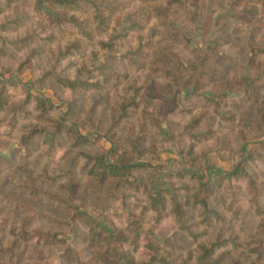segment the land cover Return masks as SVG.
Wrapping results in <instances>:
<instances>
[{
	"label": "rangeland",
	"instance_id": "obj_1",
	"mask_svg": "<svg viewBox=\"0 0 264 264\" xmlns=\"http://www.w3.org/2000/svg\"><path fill=\"white\" fill-rule=\"evenodd\" d=\"M169 1L95 0L109 18V27L103 33H94L93 39L87 41L74 32L58 35L48 12L35 11L34 0H0V79L17 85L20 90L31 86V94L56 106L76 101L81 111L73 120L77 131L89 134L97 147L110 151L108 157L113 164L135 156L133 137L140 132V127L146 126L140 143L148 147L149 153L141 162L154 168L134 174L147 187L148 193L153 187L168 189L177 198L183 196V202L191 203L189 185L174 176L178 161L207 182L209 188L221 184L228 190L227 181L220 180L223 174L231 172L243 158L250 157L254 164L248 163L249 173L264 198V51L251 57V48H264V0H180L182 4L174 6ZM47 6L50 13L62 14V10L52 8L49 3ZM156 9L164 16L163 24L156 16ZM252 10L256 13L252 14ZM69 15L85 21L90 30L94 29L93 12L88 6H84L81 13ZM231 16H239V21ZM30 33L49 39L50 43L36 39L20 49L17 41ZM68 48H71V56L57 61L58 52ZM34 50L36 52L31 55ZM220 56L232 63H222L217 72L209 65L202 74L191 71L193 66H200L202 58L215 63ZM159 59L172 72V79L151 74L154 66L163 67L158 64ZM48 73H62L70 80L98 82L102 91L56 89L51 77H45ZM179 80L184 85L177 86ZM7 94L8 105H17L22 98L20 92L14 94L12 89ZM99 95L106 98H100L103 101L92 112V101ZM131 102L139 103V108L127 105L132 112L127 124L116 122L119 106ZM146 116H151L159 127H148ZM56 120L57 114H49L42 126L52 127ZM97 127L99 131L95 135ZM20 135L19 128L11 130L0 125V157L13 158L20 164L37 162L36 167L32 166L35 174L45 172L51 182H44V185L64 198L70 194L75 175L80 176L83 183L79 189L72 187L76 193L67 199L72 209L63 205L57 207L36 200L11 181L1 183L5 175L12 179L18 177L31 185L43 183L37 176L2 167L0 187L6 192L62 218H68L79 208L80 212L92 215L112 231L123 245L132 239L129 230L142 231L140 245L150 242L158 255L163 256L173 252L176 246L184 245L177 264H199L197 243H192L191 238L178 229L172 215L166 213L157 220V213L145 202L136 204L127 200L124 205L121 190L113 187V181L109 182L112 185L107 186L104 195L93 194L96 185L94 187L91 177L81 175L79 168L73 176L68 175L66 167L71 155L57 151L47 156L43 154L44 149L28 151L19 143ZM96 136H100L97 142ZM85 151L98 155L101 150ZM232 184L235 198L229 196L225 204L227 213L234 203L231 215L211 230L212 238L216 234L235 238L244 250L247 243L254 244L249 237L256 236L260 226L264 229V221L257 219L249 204L255 194L254 188L245 181ZM139 198L145 200L143 196ZM4 210L10 209L5 207ZM236 211L240 212L239 221L234 215ZM33 223L35 227L60 232V240L84 250L82 261L99 264V245L88 234L85 236L82 229L73 228L75 235H65L70 228L60 229L43 221ZM0 240V262L3 264H62L68 260L63 245L25 243L10 237ZM140 249L142 256H148L149 251ZM71 256L76 257L73 253Z\"/></svg>",
	"mask_w": 264,
	"mask_h": 264
},
{
	"label": "trees",
	"instance_id": "obj_2",
	"mask_svg": "<svg viewBox=\"0 0 264 264\" xmlns=\"http://www.w3.org/2000/svg\"><path fill=\"white\" fill-rule=\"evenodd\" d=\"M51 5L52 8L62 10V14L50 13V9L47 6ZM169 4L180 5V0H170ZM84 6H88L92 12L94 20V29L90 30L85 21L80 20L74 15H69L71 12L81 13L84 10ZM34 8L37 13L48 12L51 16V25L58 35L64 36L68 32H74V34L84 38L87 41L93 39L94 33H103L109 27V18L103 14L100 8V4H96L95 0H34ZM156 16L163 24V14L155 10ZM252 14L256 11L252 10ZM236 22L239 21V16H231ZM19 26H21L19 24ZM50 43L49 39L38 38L33 36L32 33L20 38L17 43L19 48H26L28 44H33L35 40ZM71 48L59 51V59H68L71 56ZM263 46L260 50L251 48V57L263 53ZM34 52H31L33 55ZM41 53V50L38 54ZM256 53V54H255ZM213 63V64H212ZM232 63L231 60H226L222 56L217 58V61L211 62L210 59H201L200 66L196 65L191 68L192 72H203L206 65L212 68L213 72H217L221 68V64ZM158 64L163 67L154 66L151 69V74L156 77H165L172 79L173 75L162 59H159ZM165 70V71H163ZM50 76L56 85V89H67L69 91L89 92L96 91L100 93L102 88L95 83L88 82V80L74 79L70 80L62 73L53 74L48 73L45 77ZM197 81V80H196ZM197 86H200V82H196ZM10 83L3 79H0V125L5 126L11 130L19 128L21 131L19 143L24 145L28 151H36L44 149L43 154L51 156L53 152L62 151L65 155H71L70 163L67 165L66 170L68 175H74L76 169L79 168V173L85 176L91 177L94 180L93 194L104 195L107 191V186L110 181L115 182L113 187L121 190V200L126 205L127 200H131L136 204L146 203L147 206L157 213V220H161L163 215L169 213L173 216L174 222L181 232H184L191 238L192 243H197L198 250L196 253L199 255V264H264V229L260 226L256 236H250L249 239L254 244L247 243L246 248L238 244L237 239L232 237L222 238L220 234H216L215 238H212L211 230L221 223H224L226 219L231 215V206L226 213V199L235 198V192L231 190L232 183L235 181H245L247 185L254 188L255 194L249 202L255 216L258 220L264 221V198L259 193V190L254 185L252 176L248 170V163L254 164V161L250 157L243 158L231 172L223 174L221 181H227L230 188L224 190L223 187L218 185L215 188H209V184L203 181L195 172L190 171L183 164L182 161L177 162V172L174 176L184 179L189 185V192L191 198L187 203L183 202V196L177 198L173 195L171 190L168 189H155L151 193H148V189L142 182H139L135 176L136 171H145L147 169H153L150 164L141 162V158L149 153L148 147L143 146L140 140L144 138L143 131L146 126L140 127V132L133 137L132 147L134 149L133 158H125L123 162L119 164H113L109 160L110 151H103L97 147V144L90 140L89 134L83 135L77 131L76 124L74 123L75 114L80 113V109L76 101L62 104L61 106L53 105L49 100L44 98L35 97L31 94V89L20 90L17 85H11L10 87L14 94L20 92L22 98L18 101L17 105H8L9 99L7 93H10L8 85ZM177 86H182L181 80L176 82ZM185 86H183L184 88ZM100 91V92H99ZM96 93V94H97ZM17 95V94H16ZM100 98H106L105 95H99L92 101V112L99 107L103 101ZM191 100V98H185ZM173 104V103H172ZM133 108H139V103L131 102L130 104H123L119 106V115L114 119L118 123L127 124V121L131 117V113L128 110V106ZM170 112V111H169ZM49 114H57V120L53 122L52 127L42 126L46 117ZM147 126L153 129L159 127V125L152 119L151 116H146ZM264 122V117H262ZM95 135L99 131L98 127L95 129ZM97 142L100 136H96ZM111 144L113 143L106 138ZM85 149L101 150L99 154H92L85 151ZM113 151V150H112ZM192 151V150H191ZM263 161L262 158H260ZM39 161V160H38ZM176 163V162H175ZM0 173L2 167L13 170L15 173L26 174L27 176H37L43 183L38 185H31L24 180H20L18 177L5 175V178L1 183L11 181L19 189L25 191L29 196L35 198L38 201L44 202L48 205L65 206L69 208V202L67 199L71 198L76 192L72 191V187L75 189L81 188L83 183L80 176L75 175V183L72 184L71 190L69 189L66 198H64L59 192L53 191L48 186L44 185V182H51V178L47 176L45 172L35 174V170L32 166H37V162H26L24 164L16 163L13 158L6 159L0 157ZM180 170V171H178ZM12 177V178H11ZM3 185V184H2ZM62 189H66L62 186ZM185 190V188H182ZM83 192V191H82ZM81 192V193H82ZM139 196L145 197V200L139 198ZM8 207L10 210L5 211L4 208ZM69 209H72L71 207ZM76 213H71L68 218H62L56 216L51 211L39 210L37 207L31 206L28 203L14 197L10 192H6L3 186L0 187V239L10 237L11 239L17 238L25 243H44L47 245L65 246V254L68 256L66 262L62 264H87L82 259L85 257L84 250L75 249L72 246H68L66 242L59 239L60 232H53L51 229H42L40 226L35 227L33 221H43L47 225L68 229L70 232L67 234L75 235L73 231L76 229H82L85 236L90 237L93 242L98 243L100 248V254L98 255L99 264H177V260L180 253L184 250L185 246H176L173 252H168L165 255H158L156 247L152 244L145 243L144 246L140 245L142 239V231L129 230V234L132 239L129 243L125 242L123 245L122 240L113 234L112 231L106 229L100 222L96 220L92 215L80 212L79 208H76ZM240 212L236 211V221H239ZM35 218V220H34ZM189 221L191 223L189 224ZM233 223V220H230ZM193 223V224H192ZM197 227L198 231L193 229ZM126 230V231H128ZM97 231V232H95ZM222 234V231H220ZM125 234V232H124ZM107 235L106 237H103ZM126 237V236H124ZM203 239L202 241H199ZM120 240V242H118ZM1 242V240H0ZM121 243V244H120ZM146 249L149 251L148 256H142L139 251ZM155 250V251H154ZM76 257L73 258L71 254ZM234 253V254H233ZM71 256V257H70ZM74 259V260H73ZM204 259V260H203ZM0 264H3L0 262Z\"/></svg>",
	"mask_w": 264,
	"mask_h": 264
}]
</instances>
